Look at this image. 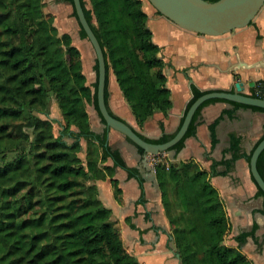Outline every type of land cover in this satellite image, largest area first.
I'll use <instances>...</instances> for the list:
<instances>
[{
	"label": "trees",
	"instance_id": "1",
	"mask_svg": "<svg viewBox=\"0 0 264 264\" xmlns=\"http://www.w3.org/2000/svg\"><path fill=\"white\" fill-rule=\"evenodd\" d=\"M80 1L104 54L109 112L119 117L108 105L111 70L139 127L155 111L166 114L172 103L165 63L161 47L152 40L142 0H88L90 6ZM43 7L44 0H0V264H140L125 249L110 220L111 209L98 197L93 180L112 177L119 165L129 176H137L141 196L143 180L106 143L108 128L99 112L105 128L99 133L92 130L85 104L97 109V81L87 83L79 48L68 32L59 34L53 15ZM79 32L86 37L81 26ZM94 68L97 74L96 61ZM190 87L184 112L196 97L211 90L194 83ZM51 95L64 120L57 135L52 122L39 116H48ZM213 100L226 99L205 100L170 149L180 148L195 133L201 108ZM182 119L183 115L180 123ZM135 130L153 142L174 133L164 132L162 123L157 138ZM82 140L84 158L79 155ZM230 149L233 157L243 156L249 163L252 150L241 152L238 136H230ZM11 152L15 154L6 160ZM108 157L113 165L100 166ZM256 166L264 177V150ZM154 174L180 264H252L239 247L224 242L227 214L205 169L192 160H167L155 164ZM111 184L118 195L117 180L111 178ZM256 194L263 198L264 212V193L258 185ZM255 227L254 223L250 231L235 235V240L241 244Z\"/></svg>",
	"mask_w": 264,
	"mask_h": 264
},
{
	"label": "crops",
	"instance_id": "2",
	"mask_svg": "<svg viewBox=\"0 0 264 264\" xmlns=\"http://www.w3.org/2000/svg\"><path fill=\"white\" fill-rule=\"evenodd\" d=\"M142 7L147 13L152 40L161 47L171 108L166 114L155 111L139 127L114 76L108 83V105L145 136L161 135V123L167 133L178 128L191 97V83L200 89L235 90V83L241 81L242 90L247 93L255 80L264 78V3L249 24L220 35L184 29L157 12L148 0H142ZM87 112L92 130L103 131L105 126L98 114L88 107ZM212 123H215L214 139ZM263 134L264 110L213 100L201 108L195 133L187 136L180 148L163 153L171 161H195L208 172L228 218L229 229L224 242L239 247L252 264H264L263 198L256 194L257 185L245 157H233L230 136H238L240 151L248 153ZM106 143L117 150L143 180L142 196L137 176H129L119 165L115 166L112 177L106 175L93 180L98 197L111 209L110 220L125 249L135 255L140 264H167V261L180 264L149 156L146 163L145 155L137 146L113 128L107 129ZM113 163L108 157L100 166ZM111 178L118 182L121 190L118 195L114 194ZM254 223L253 233L239 244L234 236L250 231Z\"/></svg>",
	"mask_w": 264,
	"mask_h": 264
},
{
	"label": "water",
	"instance_id": "3",
	"mask_svg": "<svg viewBox=\"0 0 264 264\" xmlns=\"http://www.w3.org/2000/svg\"><path fill=\"white\" fill-rule=\"evenodd\" d=\"M160 14L180 27L207 35H220L234 28L243 27L251 22L260 10L264 0H148ZM73 8L79 25L83 28L90 41L97 62V111L105 120L106 127L113 128L129 138L133 144L144 150L145 162L148 154H157L172 148L185 134L196 109L209 98H222L247 105L264 108V97L250 95L242 90V82L235 83V90L211 89L196 97L183 112V119L173 135L163 142L148 141L141 137L135 128L122 118L113 116L106 105L104 89L106 66L104 54L99 40L85 17L81 1L72 0ZM264 150V135L253 147L249 159L250 173L264 193V177L259 173L256 162ZM179 259V252H175Z\"/></svg>",
	"mask_w": 264,
	"mask_h": 264
},
{
	"label": "rangeland",
	"instance_id": "4",
	"mask_svg": "<svg viewBox=\"0 0 264 264\" xmlns=\"http://www.w3.org/2000/svg\"><path fill=\"white\" fill-rule=\"evenodd\" d=\"M87 6H90L89 1L86 0ZM44 12L47 14H52L54 17V24L56 25L59 34L63 32H68L72 37V42L75 44L81 53V59H82V70L86 76V81L88 84H92L93 81L96 79V71L94 68L95 64V52L94 49L88 40L87 37H81L80 35V25L76 18V16L73 14V5L68 0H44ZM113 73L110 70L109 71V83L113 78ZM86 109L87 107L94 110L97 114V109L93 106L91 103L85 104ZM43 118H48L52 122V131L54 135H57L59 133L61 124L64 122L60 108L56 102V99L54 98V95H51L50 102H49V114L48 116L39 115ZM99 116V114H98ZM25 128V126H23ZM82 150L79 152V155L84 158V146L86 147V142L83 143ZM15 154L13 152L7 153L5 159L9 160L11 159V156ZM149 156V163L152 172L155 171V164L160 161H167V157L161 153L159 155L155 154H148ZM171 232V231H170ZM167 264L168 261L166 262ZM174 264H177L176 261H174Z\"/></svg>",
	"mask_w": 264,
	"mask_h": 264
},
{
	"label": "built area",
	"instance_id": "5",
	"mask_svg": "<svg viewBox=\"0 0 264 264\" xmlns=\"http://www.w3.org/2000/svg\"><path fill=\"white\" fill-rule=\"evenodd\" d=\"M247 93H251L259 97H264V78L255 80L251 86L250 91H248Z\"/></svg>",
	"mask_w": 264,
	"mask_h": 264
}]
</instances>
